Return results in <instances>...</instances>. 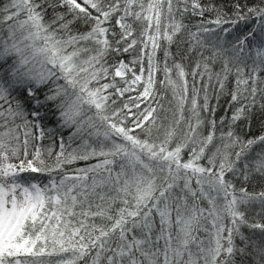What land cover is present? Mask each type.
<instances>
[{"label": "snow or ice", "instance_id": "obj_1", "mask_svg": "<svg viewBox=\"0 0 264 264\" xmlns=\"http://www.w3.org/2000/svg\"><path fill=\"white\" fill-rule=\"evenodd\" d=\"M0 264H264V0H0Z\"/></svg>", "mask_w": 264, "mask_h": 264}]
</instances>
